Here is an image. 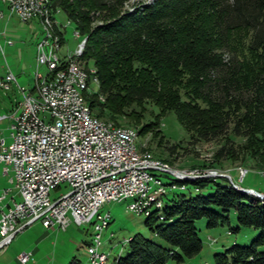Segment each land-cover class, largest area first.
Segmentation results:
<instances>
[{
    "label": "trees",
    "instance_id": "trees-1",
    "mask_svg": "<svg viewBox=\"0 0 264 264\" xmlns=\"http://www.w3.org/2000/svg\"><path fill=\"white\" fill-rule=\"evenodd\" d=\"M127 1L49 0L53 14L59 9L82 38L87 35L80 59L87 69L92 62L103 94L98 101L85 93L92 114L125 127L121 117L150 101L159 114L173 111L198 139L225 136L216 153L220 157L237 155L229 134L246 137L249 155L264 167V0H152L131 11L123 8ZM246 31L256 61L253 71L238 53L239 36ZM210 181L215 184L211 193L159 198L147 210L145 224L165 244L135 234L114 264H164L196 255L202 241L195 220L205 217L207 227L228 224L230 209L238 226L253 227L258 234L249 245L215 253L214 264H264V201L211 178L191 183L203 188ZM172 185L185 187L176 180ZM68 264L79 261L72 258Z\"/></svg>",
    "mask_w": 264,
    "mask_h": 264
},
{
    "label": "rangeland",
    "instance_id": "rangeland-1",
    "mask_svg": "<svg viewBox=\"0 0 264 264\" xmlns=\"http://www.w3.org/2000/svg\"><path fill=\"white\" fill-rule=\"evenodd\" d=\"M147 1L128 0L123 8L131 11L134 7ZM0 11L3 12V16L0 17V76L4 77V73L9 68L16 76L17 83L28 89L34 83L36 71L40 74L47 72L45 65H40L37 69L35 53H33L34 43L41 39L44 40L46 37L44 27L38 18L28 21L20 20L17 14L11 13L2 1H0ZM55 19L56 23L60 25L61 31L58 32L55 25L52 28L63 37L61 46L56 52L60 57L68 53L74 55L82 39L87 35L83 38L79 37L80 34L76 36L74 24L70 20L69 22L60 10L56 13ZM99 22H93L91 26L99 24ZM249 34L250 31L240 34L238 53L244 66L253 71L252 68L256 66V61L254 53L249 49ZM7 40H10L11 44H7ZM88 66L92 69L91 61L88 62ZM97 87V80H91L87 97L103 101V94L98 92ZM20 99L21 93L15 82L11 83L9 89L0 87V113H10L11 104ZM134 110L135 114L123 116L121 121L129 125L122 126L137 129L139 138L136 139V145L139 151L149 153L155 161L168 165L173 171L186 173L196 171L202 173V176L217 173L220 175L216 176L218 178H211L216 182L228 183L234 188L235 186L252 188L260 194H264V167H260L261 163L249 155L251 145L246 137L229 134V139L233 142V149L237 155L235 157H220L216 153L225 144V136L211 140L198 139L184 129L177 121L173 111L168 110L159 114L158 108L150 101L145 102L142 108L135 107ZM93 111L95 112V109ZM103 121L111 122L113 120L104 118ZM148 123L150 124L144 126ZM141 126L143 130L139 134ZM1 127L2 125H0ZM9 133L8 128L2 129L1 135L5 137L6 145L11 142ZM2 166L3 164H0V191L10 187L11 194L15 195L17 201H20L21 198L17 194V190L13 184L9 183V175H2ZM153 173L166 187L164 201H166V197L173 194H207L214 190L215 184L212 181L203 188H197L191 181L198 178L176 180L171 174L158 171ZM175 180L179 184L185 185V189L179 187L170 189L169 186L175 183ZM68 190L67 183L61 182L59 188L49 192V198L53 200ZM138 199V197L129 196L105 202L99 208L100 214L108 212L110 216L107 226L101 232V245L98 247V251L107 256L104 264H114L118 256H123L128 251V238L138 233L158 244H165L145 224L146 214L128 210L127 206L135 204ZM159 212L161 210L158 211V215ZM228 218V224L215 227H207L205 217L195 220L194 225L202 241L200 252L191 257H185L179 249H176V253L182 255V260L169 258L164 264H214L213 255L215 253L221 252L233 244L249 245L258 234V230L253 227L238 226L234 209L229 210ZM159 222L160 220L157 221V223ZM237 227L239 228L236 229ZM97 235L95 217L90 223L81 225L70 221L64 230L57 227L45 228L41 222L36 221L17 232L10 242L0 248V264H22L18 260V255L21 252L30 253L28 261L23 264H68L72 258H76L79 264H89L91 256L89 245ZM212 239H215V242L212 243Z\"/></svg>",
    "mask_w": 264,
    "mask_h": 264
},
{
    "label": "built area",
    "instance_id": "built-area-1",
    "mask_svg": "<svg viewBox=\"0 0 264 264\" xmlns=\"http://www.w3.org/2000/svg\"><path fill=\"white\" fill-rule=\"evenodd\" d=\"M0 1L22 21L36 18L39 0L35 8H28L30 18L20 15L21 0ZM54 13L56 15L57 9ZM53 40H56L59 50L60 38L53 36ZM6 43L11 44V41ZM35 48L37 69L45 65L47 72L40 74L36 71L35 84L31 89L20 86L9 68L0 79L3 89H9L15 82L22 96L11 115V142L6 145L5 138L0 136L2 174L9 175V183L21 198L17 201L11 194V188L0 192V248L17 232L36 221L45 228L64 230L70 221L81 225L87 218L95 217L98 236L89 245V264L99 263L105 258L98 251L101 232L110 218L108 212H98L105 202L133 192L139 184H146V191L165 187L154 183V171L171 175L202 173H174L161 169L158 163L136 161L128 145L120 143V137L87 124L68 79V72H74L71 67L73 53L63 57L57 53V59H50L48 41L42 39L36 42ZM61 182H66L69 190L50 200L49 192L59 188ZM177 187L185 189L183 186H169L172 190ZM165 195L161 194L159 201H163ZM157 202H143L127 208L137 213ZM29 256L30 253L21 252L18 260L23 264Z\"/></svg>",
    "mask_w": 264,
    "mask_h": 264
},
{
    "label": "bare ground",
    "instance_id": "bare-ground-1",
    "mask_svg": "<svg viewBox=\"0 0 264 264\" xmlns=\"http://www.w3.org/2000/svg\"><path fill=\"white\" fill-rule=\"evenodd\" d=\"M21 2H22V7H20V15L22 16V18H30V10L28 8H35V3H37V0H21ZM57 12H59V10H57ZM36 18L40 19L44 27L46 37L42 41H48L50 59H57L56 51L58 50V45H57L56 40H53V36H58V38H60V35L59 33H56L52 27H54L55 25V28L57 29L58 32L61 31V28H60V25L56 23L55 14H53V11H51L49 7V0H39L38 1ZM75 34L77 36L79 33L75 31ZM82 49L83 47L81 46V44H79V48L77 49V51L75 52V54L73 55L71 59V67L74 72H68V79L71 81V91L73 92L75 99L78 101V103L82 107L84 117L87 118V124H91L97 128H100L103 131H105V133L113 135L114 137H120V143L128 145L129 149L132 151L133 156L138 162L158 163L161 169L163 170L171 171L174 173H186V172L173 171L171 168H169L168 165H165L159 161H155L149 153L139 151L136 145V139L138 137V132L136 129L127 128V127H117L113 122H106L92 115V112L90 111L86 103L85 93L89 91L90 81L91 80L96 81V79L93 77L94 71L90 68L87 69L88 67L86 66V64L82 62L80 59ZM126 134H129V135L121 136V135H126ZM155 176L156 175L154 174V183L160 186H164L162 182L158 180ZM172 176L176 180H189L193 178H198V179L199 178H218L219 174H211L209 176H202L201 174H197V175L173 174ZM172 186H176V185H172ZM165 193H166V187H160V189H149L148 191H146V184H139L133 192H128L126 194H120L116 200H120V199L129 197V196L138 197L139 198L138 201L135 204H133V205H136V204H140L143 202H156L159 198H161V194H165ZM157 205H154L151 208H155ZM149 209L138 210L137 213L148 215L147 210ZM92 219L93 218H87L86 223H90ZM89 253L91 255V247H89ZM106 258L107 256L105 255L104 261L95 263V264H104V262L107 260Z\"/></svg>",
    "mask_w": 264,
    "mask_h": 264
},
{
    "label": "crops",
    "instance_id": "crops-1",
    "mask_svg": "<svg viewBox=\"0 0 264 264\" xmlns=\"http://www.w3.org/2000/svg\"><path fill=\"white\" fill-rule=\"evenodd\" d=\"M3 13V12H2ZM35 45H36V43H34V46H33V53H35V55H36V48H35ZM12 73H13V71L11 70V69H9ZM5 74H6V72L4 73V76H5ZM13 75H14V73H13ZM15 76V75H14ZM1 78H3V77H1L0 76V79ZM15 78H16V76H15ZM16 81H17V79H16ZM34 84H35V79H34V83H33V85L32 86H30L28 89H31L33 86H34ZM22 97V96H21ZM21 100V99H20ZM19 100V101H20ZM19 101H15L14 103H12L11 104V107H10V113H8V114H6V113H0V125H2V127L0 128V136L1 137H3L1 134H2V129L3 130H5V129H9V126H10V124L12 123V113H13V111H14V109H15V107H16V105H17V102H19ZM10 130V129H9ZM5 138V137H4ZM0 164H2V163H0ZM3 167V166H2ZM1 173H2V171H1ZM3 175V174H2ZM3 176H7V175H3ZM8 188H10V187H8ZM3 189H5V188H3ZM2 191V190H1ZM0 191V192H1Z\"/></svg>",
    "mask_w": 264,
    "mask_h": 264
},
{
    "label": "water",
    "instance_id": "water-1",
    "mask_svg": "<svg viewBox=\"0 0 264 264\" xmlns=\"http://www.w3.org/2000/svg\"><path fill=\"white\" fill-rule=\"evenodd\" d=\"M152 0H148L147 2H145V4H148V3H151ZM87 39V36H85L82 41H81V46L83 47L84 46V42L86 41ZM235 188L239 189L240 191L244 192V193H248V194H251V195H254L256 196L257 198H260L261 200L264 201V195L263 194H260L258 191L252 189V188H240V187H237L235 186Z\"/></svg>",
    "mask_w": 264,
    "mask_h": 264
}]
</instances>
